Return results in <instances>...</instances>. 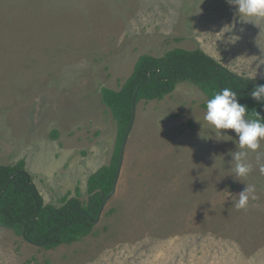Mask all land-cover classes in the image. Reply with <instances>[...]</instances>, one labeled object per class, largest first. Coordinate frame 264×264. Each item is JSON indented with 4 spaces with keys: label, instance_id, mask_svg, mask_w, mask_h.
Returning <instances> with one entry per match:
<instances>
[{
    "label": "rangeland",
    "instance_id": "rangeland-1",
    "mask_svg": "<svg viewBox=\"0 0 264 264\" xmlns=\"http://www.w3.org/2000/svg\"><path fill=\"white\" fill-rule=\"evenodd\" d=\"M175 48L264 81V19L241 21L226 0H0V165L23 162L45 204L76 188L86 201L118 134L101 89L118 91L140 56ZM206 101L187 81L140 101L92 232L43 249L0 227V264H264V140L252 171L235 176V133L215 135ZM246 185L257 198L237 209Z\"/></svg>",
    "mask_w": 264,
    "mask_h": 264
},
{
    "label": "trees",
    "instance_id": "trees-1",
    "mask_svg": "<svg viewBox=\"0 0 264 264\" xmlns=\"http://www.w3.org/2000/svg\"><path fill=\"white\" fill-rule=\"evenodd\" d=\"M185 81L196 85L207 99L230 88L237 93L238 102L247 106L250 116L258 112L264 119V105L250 96L254 85L264 81L238 76L199 49L175 48L159 57L142 55L118 91L106 88L100 91L101 101L116 122L118 134L109 165L88 178L87 200H79L80 192L76 188L77 197H64L60 207L45 204L23 162L0 165V227L43 249L71 244L89 235L92 222L97 220L101 204L113 187L134 94L136 105L140 101H161ZM81 212L85 214L76 221Z\"/></svg>",
    "mask_w": 264,
    "mask_h": 264
},
{
    "label": "clouds",
    "instance_id": "clouds-1",
    "mask_svg": "<svg viewBox=\"0 0 264 264\" xmlns=\"http://www.w3.org/2000/svg\"><path fill=\"white\" fill-rule=\"evenodd\" d=\"M226 3L234 7L235 15L241 21L264 19V0H226ZM237 39L231 43H235ZM252 79H255V74ZM250 96L257 103L264 105V84L254 85ZM203 119L218 137H232L221 130H232L235 133V138L232 137V140L235 149L238 144V150L228 153L231 156L229 164L235 176L246 177L252 171V165L248 162L249 152H256L260 148V140H264V119L258 112L250 116L247 106L238 102L237 93L230 88H224L207 99ZM260 171L264 173V164L260 165ZM256 198L255 187L246 185L238 194L235 207L246 208L249 200Z\"/></svg>",
    "mask_w": 264,
    "mask_h": 264
},
{
    "label": "water",
    "instance_id": "water-1",
    "mask_svg": "<svg viewBox=\"0 0 264 264\" xmlns=\"http://www.w3.org/2000/svg\"><path fill=\"white\" fill-rule=\"evenodd\" d=\"M135 100H136V93L134 94L133 98H132V108H131V118H130V121H129V124L127 126V129H126V132L124 134V137H123V140H122V143H121V147H120V153H119V159H118V164H117V170H116V175H115V178H114V182H113V187H112V190L110 191V193L106 196V198L103 200L102 204H101V207L99 209V214H98V218L96 221H93L92 224H96L98 223L99 219H100V215L106 205V203L108 202L109 198L114 194L115 192V189H116V185H117V182H118V178H119V174H120V169H121V166H122V162H123V154H124V150H125V146H126V143H127V140H128V137H129V134H130V131L132 129V126H133V123H134V120H135V110H136V103H135ZM15 177V175H13L11 177V180ZM85 213L84 212H81L80 216L76 219V221L81 217L83 216Z\"/></svg>",
    "mask_w": 264,
    "mask_h": 264
}]
</instances>
